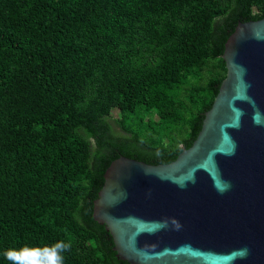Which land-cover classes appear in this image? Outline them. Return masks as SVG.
Listing matches in <instances>:
<instances>
[{
    "label": "trees",
    "instance_id": "obj_1",
    "mask_svg": "<svg viewBox=\"0 0 264 264\" xmlns=\"http://www.w3.org/2000/svg\"><path fill=\"white\" fill-rule=\"evenodd\" d=\"M262 17L264 0H0V264H130L92 216L106 167L189 147L226 39ZM139 106L162 123L125 125Z\"/></svg>",
    "mask_w": 264,
    "mask_h": 264
},
{
    "label": "water",
    "instance_id": "obj_2",
    "mask_svg": "<svg viewBox=\"0 0 264 264\" xmlns=\"http://www.w3.org/2000/svg\"><path fill=\"white\" fill-rule=\"evenodd\" d=\"M226 74L191 145L168 163L120 155L93 218L130 264H264V17L224 43Z\"/></svg>",
    "mask_w": 264,
    "mask_h": 264
},
{
    "label": "rangeland",
    "instance_id": "obj_3",
    "mask_svg": "<svg viewBox=\"0 0 264 264\" xmlns=\"http://www.w3.org/2000/svg\"><path fill=\"white\" fill-rule=\"evenodd\" d=\"M254 12L257 11V9L254 7ZM181 77H185L186 79L190 80V81H195L196 80V72L192 71V72H182L180 74ZM194 97L195 95L192 94ZM137 112V117L132 118V116H127L123 119H125V125H128L130 122H135V120L137 119H141L145 124H148L150 126H159L160 123H162V118L161 116L158 114V112L155 109H144L143 107L139 106L136 109ZM110 114L115 117V118H122V114L120 112V110L117 107H114L110 110ZM179 115V114H178ZM133 122V123H134ZM158 131L161 132L160 129H158ZM160 142L163 143V141L167 142V138L165 137V133H160V139H158Z\"/></svg>",
    "mask_w": 264,
    "mask_h": 264
}]
</instances>
